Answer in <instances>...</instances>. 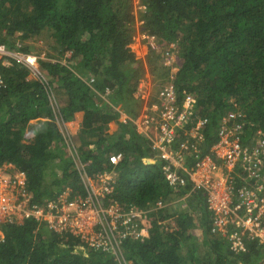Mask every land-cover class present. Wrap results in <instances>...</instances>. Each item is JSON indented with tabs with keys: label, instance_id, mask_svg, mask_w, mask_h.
<instances>
[{
	"label": "trees",
	"instance_id": "trees-1",
	"mask_svg": "<svg viewBox=\"0 0 264 264\" xmlns=\"http://www.w3.org/2000/svg\"><path fill=\"white\" fill-rule=\"evenodd\" d=\"M141 3L147 8L137 13L134 0H0V43L32 53L28 44L20 47L16 41L45 31L54 56L71 50L82 74L52 60V54L39 58L44 82L29 80L30 69L17 61L0 65L5 79L0 88V168L13 164L23 170L36 203L56 199L66 189L71 196L88 195L53 113L51 93L59 91L66 95L59 119L66 125L79 123L76 150L88 164V176H112L104 202L147 211L138 222L149 236L144 241L126 238L122 244L128 263L262 264L264 247L257 241L247 240V250L239 253L227 236L213 231L202 189L192 190L189 180L180 189L168 184L150 141L131 120L124 122L123 114L139 117L137 87L147 73L164 70L169 77L171 71L156 51L146 57L133 51L142 21L140 29L174 53L180 106L192 117L210 118L198 146L201 156L218 140L224 117L240 114L230 119L244 121L242 138L248 143L258 130L264 134V0ZM90 75L97 91L112 90L109 96L94 91L86 81ZM38 118L48 121L30 139V123ZM112 123L118 125L113 133ZM119 152L123 159L112 163L110 157ZM159 200L168 205L155 209ZM0 231V264H122L114 252L90 247L70 231H55L33 219L0 225Z\"/></svg>",
	"mask_w": 264,
	"mask_h": 264
},
{
	"label": "built area",
	"instance_id": "built-area-1",
	"mask_svg": "<svg viewBox=\"0 0 264 264\" xmlns=\"http://www.w3.org/2000/svg\"><path fill=\"white\" fill-rule=\"evenodd\" d=\"M134 2L137 13L147 8L141 0ZM141 23H138L133 37V51L137 44L139 48L145 46L147 51H158L160 39L140 29ZM168 54L171 55L166 51ZM67 55L69 59L72 58V51H67ZM39 58L0 43L1 66L9 67L13 61H17L27 66L30 73L37 76V80L44 82ZM163 64L171 67L167 81L142 78L137 87V95L142 103L140 115L131 119L123 114V121L131 120L137 132L148 138L152 152L162 161L163 174L172 188H183L189 180L192 190L202 189L205 192L207 206L212 213L213 231L227 236L233 250L245 252L247 240L257 241L264 247L263 132H255L248 143L242 138L244 121L233 122L230 119L238 118L240 114L224 117L218 129V140L206 155L201 156L202 151L198 146L201 145L203 129L210 118L192 117L188 109L180 106L172 58ZM86 81L95 89L94 76L90 75ZM4 85L5 79L0 71V88ZM94 91L106 98L112 90L107 87L104 92ZM182 135L184 138L181 139ZM185 139L188 143H185ZM66 141L88 195L71 196V190L66 189L56 199L43 204L33 202L26 173L13 164H4L0 168V225H20L33 219L55 231H70L90 247L112 251L122 264H130L123 255L122 244L126 238L144 241L149 236L148 229L138 222L147 211L136 205L125 206L118 201L105 203L111 192V174L103 172L94 178L88 176V164L79 157L76 150L78 146ZM123 157V153L119 152L112 154L110 160L118 164ZM8 165L10 170H7ZM167 205L168 202L159 200L155 209Z\"/></svg>",
	"mask_w": 264,
	"mask_h": 264
},
{
	"label": "rangeland",
	"instance_id": "rangeland-1",
	"mask_svg": "<svg viewBox=\"0 0 264 264\" xmlns=\"http://www.w3.org/2000/svg\"><path fill=\"white\" fill-rule=\"evenodd\" d=\"M17 42V46H22L23 44H28L30 49L32 50V55L38 56L40 58H47L48 55L52 54L51 56H53L52 60L55 61H63L66 64H68L69 66H71L72 70L75 71L76 74L82 75L81 73H79L77 71V69L75 68V64L76 62H74L73 58H68L67 56V51L64 53V55L60 56H54V49L52 48L53 45V41L49 38L48 34L43 31L42 34H40L39 36H37L36 38H32L29 39L27 41H24L22 43H20V41H16ZM134 50L137 53L138 56H144L146 57L152 50H148L145 48V46H141L139 48V45H134ZM13 49V48H12ZM166 51H168V48L166 46H164L163 43H161L160 41V45H159V49L158 51H156L157 56L160 57V60L162 63H164L168 58H172L173 64L172 66L174 67L175 72L173 73V76L178 72L179 70V66L178 64L175 62V60H173V52H170V54L166 55ZM166 55V56H165ZM156 56V57H157ZM73 59V60H72ZM14 62V61H13ZM167 70V69H166ZM165 71H159L157 72V74H149L147 73V75L145 77H150L151 79L154 78V80H157L158 82H162V81H167V78H169L168 76L165 75L164 73ZM94 76V75H92ZM95 77V76H94ZM37 80V76L32 75L31 73L29 74V80ZM66 100V95L63 93H60L59 91H53L51 94V102H52V108H53V113H55L57 115V122L59 125V128L62 132V134L64 135V137L66 138V140H69L72 144H75L76 146L79 145L77 138V133L79 130V125L75 124V125H66L63 121H61L59 119V105L61 102H64ZM62 104V103H61ZM37 120H39L38 122H36ZM34 121V120H33ZM48 121L47 118H38L36 119L34 122L31 123V125L29 126V131H30V139H33L35 132L38 131V129L44 128L45 123ZM111 126L113 128L118 127L117 124L112 123ZM113 130V129H112ZM110 132V129H109ZM29 139V140H30ZM186 142L188 143V140L185 139ZM11 167L8 165L7 166V170H10ZM186 205L185 202H182V207H184ZM198 234H200L201 232L198 230L196 231Z\"/></svg>",
	"mask_w": 264,
	"mask_h": 264
},
{
	"label": "crops",
	"instance_id": "crops-1",
	"mask_svg": "<svg viewBox=\"0 0 264 264\" xmlns=\"http://www.w3.org/2000/svg\"><path fill=\"white\" fill-rule=\"evenodd\" d=\"M75 124L79 125V123H77V122L73 123L72 125H75ZM115 124H116V123H115ZM112 129H113V130H112ZM116 130H117V127L113 128V127L111 126V124H110V132L113 133V132H115Z\"/></svg>",
	"mask_w": 264,
	"mask_h": 264
},
{
	"label": "clouds",
	"instance_id": "clouds-1",
	"mask_svg": "<svg viewBox=\"0 0 264 264\" xmlns=\"http://www.w3.org/2000/svg\"><path fill=\"white\" fill-rule=\"evenodd\" d=\"M15 166V165H14Z\"/></svg>",
	"mask_w": 264,
	"mask_h": 264
}]
</instances>
